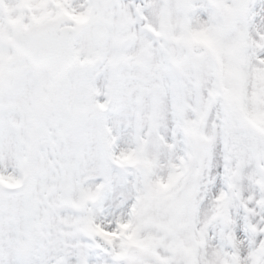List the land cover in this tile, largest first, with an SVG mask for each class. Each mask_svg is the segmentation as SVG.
<instances>
[{
  "label": "snow or ice",
  "instance_id": "6c2138e0",
  "mask_svg": "<svg viewBox=\"0 0 264 264\" xmlns=\"http://www.w3.org/2000/svg\"><path fill=\"white\" fill-rule=\"evenodd\" d=\"M0 264H264V0H0Z\"/></svg>",
  "mask_w": 264,
  "mask_h": 264
}]
</instances>
